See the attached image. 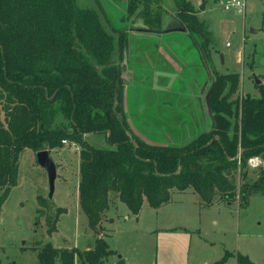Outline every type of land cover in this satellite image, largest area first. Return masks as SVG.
Returning a JSON list of instances; mask_svg holds the SVG:
<instances>
[{
    "label": "trees",
    "instance_id": "obj_1",
    "mask_svg": "<svg viewBox=\"0 0 264 264\" xmlns=\"http://www.w3.org/2000/svg\"><path fill=\"white\" fill-rule=\"evenodd\" d=\"M173 1L178 26L210 60L214 42L207 24L187 0ZM160 3L127 0L123 20L142 8L146 31L164 33ZM104 17L100 4L85 0H0V189L15 186L21 152H50L66 141L81 147L79 204L91 229L108 211L111 194L134 215L145 201L153 209L168 204L173 190H194L206 204L233 200L234 174L253 157L264 162V88L259 98L230 101L238 74L217 77L208 98L213 128L182 147L147 144L123 117L129 32L108 30ZM94 136L110 147L90 144ZM258 170V181L241 197L264 194V166ZM115 254L101 238L84 251L47 243L38 264H107ZM236 264L254 263L237 254Z\"/></svg>",
    "mask_w": 264,
    "mask_h": 264
},
{
    "label": "rangeland",
    "instance_id": "obj_2",
    "mask_svg": "<svg viewBox=\"0 0 264 264\" xmlns=\"http://www.w3.org/2000/svg\"><path fill=\"white\" fill-rule=\"evenodd\" d=\"M85 1L100 4L108 30L125 27L128 32H136L137 27H148L140 13L142 8L128 22L123 20L127 0ZM187 1L208 26L214 42L210 58L220 52L225 62L223 65L218 57L220 72L238 74L237 89L229 100L259 98V87L264 88V0H247L245 15L224 11V0ZM87 7L96 10L91 5ZM160 10L162 31L178 25L174 23L178 10L173 0H161ZM186 39L179 40L176 47L182 50L186 49L184 42L194 44L188 35ZM129 40L128 70L137 65L133 48H138L132 38ZM4 118L2 111L0 121L5 124ZM88 142L100 148L110 147L101 136L88 138ZM49 153L57 168L52 201L48 198L47 174L31 150L18 157L15 186L0 189V264H38V252L47 243L56 249L84 251L93 248L99 238L105 239L116 253L107 264H116L119 255L126 264H215L224 257L221 264H236L237 254L247 256L254 264H264V194L241 197L242 190L249 192L258 181V168L264 166L262 158L249 159L234 174L233 200L216 197L206 204L194 190H173L168 204L153 209L145 201L139 214L134 215L117 194H111L108 211L91 229L79 204L81 147L68 142ZM75 264L81 263L76 260Z\"/></svg>",
    "mask_w": 264,
    "mask_h": 264
},
{
    "label": "crops",
    "instance_id": "obj_3",
    "mask_svg": "<svg viewBox=\"0 0 264 264\" xmlns=\"http://www.w3.org/2000/svg\"><path fill=\"white\" fill-rule=\"evenodd\" d=\"M173 29L170 26L163 34H153L137 27L136 32H129L128 38L138 45L133 48L137 65L128 70L126 63L122 75L124 111L131 132L147 144L181 147L210 129L206 96L217 72L226 74L217 67L218 57L225 63L223 54L218 52L207 60L195 43L184 42L186 49L177 48L188 34L180 31L178 35Z\"/></svg>",
    "mask_w": 264,
    "mask_h": 264
},
{
    "label": "water",
    "instance_id": "obj_4",
    "mask_svg": "<svg viewBox=\"0 0 264 264\" xmlns=\"http://www.w3.org/2000/svg\"><path fill=\"white\" fill-rule=\"evenodd\" d=\"M173 30L184 31V29L181 27L174 28ZM164 32H167V31H164ZM126 68H127L126 62L124 61L123 62V73L126 71ZM256 83H260V81L256 80ZM213 84H214V82H212V86H211V88H210V90L206 96V106H207L208 115L210 116V121H211L210 128H213L214 124H213V120H212V113H211V110H210V107L208 104V98H209L210 92L213 88ZM123 117L125 118V114L123 115ZM85 136H88V134H86ZM132 143L134 144V146H136V144L134 142H132ZM35 155H36V160H37L39 167L42 168L47 174V179H48V184H49L48 198L52 201V197H53L54 190H55V182L57 179L56 164L52 160V158L50 157V153L47 150L39 151ZM180 170H181V167L178 168L177 172H179ZM117 258H118L117 264H125L124 260L122 259V257L120 255Z\"/></svg>",
    "mask_w": 264,
    "mask_h": 264
},
{
    "label": "built area",
    "instance_id": "obj_5",
    "mask_svg": "<svg viewBox=\"0 0 264 264\" xmlns=\"http://www.w3.org/2000/svg\"><path fill=\"white\" fill-rule=\"evenodd\" d=\"M247 0H224L221 3V7L224 11L234 10L239 15H245ZM66 141H63V144H66Z\"/></svg>",
    "mask_w": 264,
    "mask_h": 264
},
{
    "label": "flooded vegetation",
    "instance_id": "obj_6",
    "mask_svg": "<svg viewBox=\"0 0 264 264\" xmlns=\"http://www.w3.org/2000/svg\"><path fill=\"white\" fill-rule=\"evenodd\" d=\"M174 23H177V24H178V21H174ZM177 26H178V25H177ZM177 26H173L172 28H178L179 26H178V27H177ZM183 32H184V31H183ZM185 33L187 34V32H185ZM161 34H163V33H161ZM188 36H189V35H188ZM194 43H195V41H194ZM198 47H199V46H198ZM199 49H200V47H199ZM200 50H201V52H202V49H200ZM202 54H203V53H202ZM128 58H129V55H128ZM127 61H128V59H127ZM127 63H128V62H127ZM123 80H124V79H123ZM124 82H125V81H124ZM212 89H213V88H212ZM211 91H212V90H211ZM227 91H228V89L226 90V92H227ZM210 93H211V92H210ZM124 102H125V93H124ZM207 131H209V130H206V131H204V132H207ZM202 133H203V132H202ZM200 134H201V133H200ZM200 134H199V135H200ZM197 136H198V135H197ZM197 136H196V137H197ZM196 137H195V138H196Z\"/></svg>",
    "mask_w": 264,
    "mask_h": 264
}]
</instances>
